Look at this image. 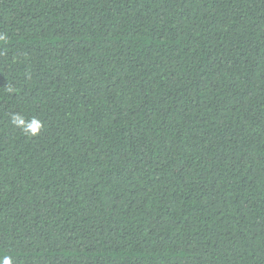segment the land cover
Returning <instances> with one entry per match:
<instances>
[{"label":"trees","instance_id":"16d2710c","mask_svg":"<svg viewBox=\"0 0 264 264\" xmlns=\"http://www.w3.org/2000/svg\"><path fill=\"white\" fill-rule=\"evenodd\" d=\"M0 37V261L264 264V0H0Z\"/></svg>","mask_w":264,"mask_h":264},{"label":"clouds","instance_id":"9594fccd","mask_svg":"<svg viewBox=\"0 0 264 264\" xmlns=\"http://www.w3.org/2000/svg\"><path fill=\"white\" fill-rule=\"evenodd\" d=\"M3 37H0L2 39ZM19 124H23V120L16 121ZM33 134H35L39 129V123L35 122L33 125L30 126ZM0 264H11L10 258L5 257L2 261H0Z\"/></svg>","mask_w":264,"mask_h":264}]
</instances>
